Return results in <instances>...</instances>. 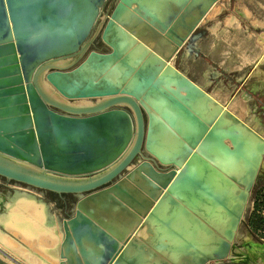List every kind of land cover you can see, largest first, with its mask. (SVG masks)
<instances>
[{"label":"water","instance_id":"obj_1","mask_svg":"<svg viewBox=\"0 0 264 264\" xmlns=\"http://www.w3.org/2000/svg\"><path fill=\"white\" fill-rule=\"evenodd\" d=\"M105 1L0 0V177L79 195L57 264L224 260L264 143L169 61L183 46L199 53L194 32L219 0H118L105 53L48 65L83 52ZM256 41L264 51L263 32ZM108 97L129 112L49 108Z\"/></svg>","mask_w":264,"mask_h":264},{"label":"rangeland","instance_id":"obj_2","mask_svg":"<svg viewBox=\"0 0 264 264\" xmlns=\"http://www.w3.org/2000/svg\"><path fill=\"white\" fill-rule=\"evenodd\" d=\"M248 0H219L217 4L215 5V11L217 13V16L214 19L215 28L219 31H223L228 27L232 26V20H229L233 18L235 15L239 14V11L241 6H243V10L245 15L248 17L249 10L252 11L255 7L248 6ZM248 10V11H246ZM255 14V12H253ZM106 12L101 11V16L99 17L97 23L92 29V33L90 35V38L87 40L86 44L83 46L84 50L79 55L74 56V58H64L60 59L58 61L48 63V65H52L53 67H61V68H73L75 65L81 61L87 53L90 52V50H98L100 52H106V48L101 45L100 42V33L101 29L105 23V20L107 18ZM253 14V15H254ZM246 17V18H247ZM253 23V21H252ZM254 24V23H253ZM240 25L243 27L242 31L237 32V34L234 32H230L226 36L223 34V38H240L241 41L239 43L242 44V46L247 47L249 46V43H252V39L255 35H257L260 31H264V29H253L252 27H249L248 23L244 20H240ZM226 26V27H225ZM201 29V28H200ZM239 40V39H238ZM244 42V43H242ZM249 42V43H248ZM236 49V46L234 45L233 49ZM185 53L183 54L182 58L178 57L176 59L177 66L183 71V72H189L191 69L196 72H201V69L199 68L200 63H202V60L197 59L194 55L190 54V57L185 59ZM59 62H63L62 64H59ZM65 62V63H64ZM198 72V74H200ZM218 72V70H214L211 67L207 70V72H202L207 77V82L205 81V78L201 80V78L197 77V82L208 89V92H213L215 96L219 99V102L222 101V103L225 104L226 102V94L227 92H218L213 88V85L209 86V77L210 75H215ZM75 102H68V104H73ZM140 159H136V161L127 167V169L131 168L133 165H135L137 162H139ZM45 175H49L50 177L56 178V179H68V180H74V181H82V180H90L96 176V174L92 176H78V177H66V176H59L56 174L46 173ZM122 175V174H121ZM123 176V175H122ZM79 196V195H78ZM72 198L69 206L67 209L63 210L62 208H59L56 206L55 201L57 199L55 197L49 198V196H46L41 193L38 190L33 189L32 187L22 186L18 184H12V183H6L2 178H0V264H57V260L54 257V252L52 253L53 249L56 244H58L61 240V224L60 222L70 217L73 214V206L75 201L77 200V197ZM256 197H254V192H252L247 200V205L245 207V210L242 214V221L240 222L238 229L235 233V239L233 240L231 244V252H232V258H238L239 260L234 259L232 264H263V261H261L260 256H255L251 253V249H247L246 245L243 244V238L245 236L250 237L249 240V246H253L255 249H260L264 251V233L258 234L252 233L249 227L250 220L255 215H258L261 217V215H264V209H258V212L256 213V207L257 204L255 202ZM19 201L29 202V206H32L33 209H35L39 216V225H42V228H44L40 231H38V234H36V241H41L44 244L40 248H33L30 244H28V241L26 240V237H23L20 232H14L15 230H18L16 227L8 225L9 221L11 220V212L15 209L16 203ZM255 202V203H254ZM41 218V220H40ZM43 218V219H42ZM7 219V220H5ZM44 220V221H43ZM52 239L55 241V246L53 247V243L50 241ZM252 240V241H251ZM46 241V242H45ZM48 241V242H47ZM14 244V245H13ZM7 245V246H6ZM9 245L14 247L17 250H14L13 248H9ZM47 245V246H46ZM49 245V247H48ZM251 246V247H252ZM8 247V249H7ZM34 250V251H33ZM50 250V252H48ZM48 252V253H47ZM264 258V255H263Z\"/></svg>","mask_w":264,"mask_h":264},{"label":"flooded vegetation","instance_id":"obj_3","mask_svg":"<svg viewBox=\"0 0 264 264\" xmlns=\"http://www.w3.org/2000/svg\"><path fill=\"white\" fill-rule=\"evenodd\" d=\"M117 1L118 0H106L105 4L100 10L99 15L101 16V11L109 14V12L113 9ZM194 35H196L197 37L196 41L194 42L195 44L199 39H201L203 32L200 29L198 30L196 29ZM101 45L105 47L102 43ZM105 48L106 50H108L107 47ZM95 51L100 52L98 50ZM100 53H104V52H100ZM184 53L185 54L190 53L192 55H195L193 51L189 52L187 47L183 46L171 57V59L169 60L170 64H172L171 61L172 59H174L175 61L176 59H178V57L182 58ZM197 57H199V54H197ZM209 80H210L209 86L214 84L213 88L218 92H222V93L224 91L227 92L226 102H225L226 104L224 106H222L221 104L220 105L225 110H227L230 117L235 122L242 124L248 131H250L252 134H254L258 139H260L264 143V61L258 62L254 65H251L250 67H246L241 70H235L232 72H227L222 69H219L215 75L213 74L210 75ZM203 91L207 92L208 89ZM113 99L114 98L108 97V98H92L89 100H76V101L56 100L55 103L58 106H60V108L54 106H49V108L52 111L57 112L59 114L61 113L71 116H76V115L86 116L90 111H92V109L108 107V105L111 104ZM68 102H75V103L68 104ZM108 109H118L129 112V110L125 105L123 106V105L114 104V105H110ZM136 159H138V157H136ZM136 159L133 160L130 163V165H132L136 161ZM94 174H96V177L97 176L102 177L104 171ZM121 174L122 175L125 174V171L122 172ZM2 179L6 183H12V184L15 183L18 185L25 186L17 182L7 181L5 178ZM107 185L108 184L104 186ZM251 187L252 188L250 190L249 195L252 192H254V197L257 198L260 197L262 194H264V151L262 153V158L260 160V164ZM33 189L40 191L45 195V197L46 196H49V198L55 197L57 199V201H55L56 206L62 208L63 210L67 209L72 198L77 196L69 193L57 194L48 190L44 191L37 188H33ZM229 252H230L229 253L230 260L232 261V263L234 259L239 260L237 257L232 258L231 249Z\"/></svg>","mask_w":264,"mask_h":264},{"label":"crops","instance_id":"obj_4","mask_svg":"<svg viewBox=\"0 0 264 264\" xmlns=\"http://www.w3.org/2000/svg\"><path fill=\"white\" fill-rule=\"evenodd\" d=\"M247 2L249 3L248 6L250 5L255 8L252 9V11L246 10L249 12V16L247 17V14L245 15L244 13L243 6H241V9L238 10L239 14L229 19L232 20L233 27L227 26V28L223 31H219L220 29L217 30L215 28L214 19L217 16V13L214 12L215 6L209 10V13L198 25L197 30L201 28L200 30L203 32V35L201 39L195 43V47L199 52V57H197V55L194 56L197 59L199 58V60H202V63L199 65L201 72L198 71L200 74L192 69L187 73L183 72L177 66L176 61H174V59L171 60L174 67L180 73H182L185 77H188L202 90H206V88L204 85L201 86L197 82V77L199 76L201 80L205 78V81L207 82V77L202 72H207L209 67L214 70L222 69L227 72H232L264 61V51L261 45L256 41L258 34L253 37L251 44L248 42V48L239 43L241 41L240 38H234V40L228 37L223 38V34L225 36L230 32H235L237 34V32L243 30V27L240 25V20L247 22L249 27H252L253 29H264V0H248ZM253 12H255V14ZM234 45L236 46V49H233ZM184 57L187 60V58L190 57V53L185 54ZM209 94L219 105L221 104L224 106L226 104L222 103V101L219 102V99L213 94V92L210 91Z\"/></svg>","mask_w":264,"mask_h":264},{"label":"bare ground","instance_id":"obj_5","mask_svg":"<svg viewBox=\"0 0 264 264\" xmlns=\"http://www.w3.org/2000/svg\"><path fill=\"white\" fill-rule=\"evenodd\" d=\"M16 204L17 205H16L15 209L11 212L12 217H11V220L9 221L8 225L13 226L14 228L16 227L18 230H15L14 232H20L19 234H21L23 237H26L27 238L26 240L28 241V244L31 245V247L40 248L44 244V242L43 243L41 242L43 240V238L41 241H36L37 240L36 234H38V231H40V230H42L44 232H45V230H43L44 228H42V225H39V216H38L37 211L35 209H33L32 206H29L30 205L29 202L19 201ZM5 220H7V219H5ZM40 220H41V218H40ZM249 238L250 237L245 236L242 239L243 244L246 245L247 249L248 248L251 249L250 251L252 254H254L255 256H260L261 261H263L264 251L257 249V248L255 249L252 245H251L252 247L249 246V242H250ZM50 241L53 243V247H54L56 240L53 241L52 239H50ZM58 244H56V245L58 246ZM57 246H55L52 253L55 252V249L57 248ZM48 247H49V245H48ZM9 248H13L14 250H17L10 245H9ZM7 249H8V247H7ZM48 252H50V250H48Z\"/></svg>","mask_w":264,"mask_h":264},{"label":"trees","instance_id":"obj_6","mask_svg":"<svg viewBox=\"0 0 264 264\" xmlns=\"http://www.w3.org/2000/svg\"><path fill=\"white\" fill-rule=\"evenodd\" d=\"M255 202L257 203L255 205L256 213L258 212L259 208L264 209V194H262L260 197H257ZM249 227L253 234L256 232L258 234H263L264 233V215H261V217L258 215H255L252 218V220H250Z\"/></svg>","mask_w":264,"mask_h":264},{"label":"built area","instance_id":"obj_7","mask_svg":"<svg viewBox=\"0 0 264 264\" xmlns=\"http://www.w3.org/2000/svg\"><path fill=\"white\" fill-rule=\"evenodd\" d=\"M206 264H232V261L230 260V254L224 258V260H215V261H208Z\"/></svg>","mask_w":264,"mask_h":264}]
</instances>
